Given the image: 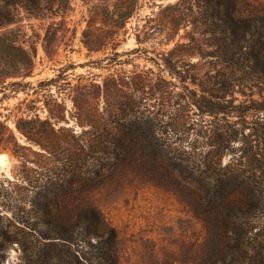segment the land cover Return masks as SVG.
Returning <instances> with one entry per match:
<instances>
[{
	"label": "rangeland",
	"instance_id": "rangeland-1",
	"mask_svg": "<svg viewBox=\"0 0 264 264\" xmlns=\"http://www.w3.org/2000/svg\"><path fill=\"white\" fill-rule=\"evenodd\" d=\"M40 5L47 8L40 19L19 10V23L0 29L16 31L18 41L36 52L31 76L16 80L28 85L0 93V264H66L72 255L82 264H201L220 253L233 258L232 251L221 249L216 229L204 227L190 213V188L180 179L159 176L150 182L128 175L90 192L70 184L77 176L78 146L87 153L84 136H79L88 129V123H77L72 97L77 84L107 79L126 84L133 107L161 121L163 136L176 140L172 147L188 152L194 139L190 128L199 127H191L197 120L194 108L178 98L183 83L177 75L186 76L187 86L195 90L191 78L210 90L223 85L237 104L244 99L240 92L256 80L248 49L208 33L204 22L210 12L199 0H40ZM114 6L121 12L112 20L123 12L131 17L124 29L111 32L106 10ZM251 6L264 9V0H241L239 10L246 15ZM166 62L174 66L173 75ZM50 114L62 120L45 134L40 127L44 149L28 142L15 126L19 118L35 116L52 123ZM217 119L204 118L205 127L225 122ZM225 119L231 123L238 118ZM203 143L200 138L196 147ZM236 146L224 153L222 167L232 162ZM89 164L85 157L83 167ZM47 203L49 218L43 213ZM89 204L114 231L112 246L76 234L77 208ZM252 226L245 244L252 260L245 257L235 264L264 258L262 223ZM40 233L55 239H41ZM47 254L57 258L48 261Z\"/></svg>",
	"mask_w": 264,
	"mask_h": 264
},
{
	"label": "trees",
	"instance_id": "trees-1",
	"mask_svg": "<svg viewBox=\"0 0 264 264\" xmlns=\"http://www.w3.org/2000/svg\"><path fill=\"white\" fill-rule=\"evenodd\" d=\"M199 1L210 12L204 22L208 33L220 36L219 42L225 40L239 50L248 49L249 68L256 80L247 88V92H240L244 99L236 104L237 99L233 94L228 98L225 86L210 90L201 83L196 84L193 78L189 83L198 90L192 89L186 84V76L177 75L183 83V93L178 98L194 108L197 120L191 122V127H199L198 130L190 128V136H194V139L187 144V152L177 146L172 147L176 140L168 135L163 136L161 121L151 116V113L145 114V109L133 107L130 93L125 91L128 89L126 84L113 79L104 80L102 84H77L72 102L77 123H88V129L79 136H84L82 141L87 146V153L81 151L82 146H78L77 176L69 183L90 192L106 182L128 175L148 177L150 182L159 176L180 179L190 188L186 202L190 213L198 216L204 227L208 225L216 229L215 236L222 250L234 253L233 258L220 253L219 257L206 259L201 264H235L245 257L252 260L245 247L252 225L262 223L264 231V9L252 5V10L245 15L239 10L241 0ZM46 9L41 7L40 0H0V29L18 24L19 10L29 17L40 19V12ZM119 12V6L106 10L110 31L124 29L131 17L128 12H123L117 15L116 20H112L110 16ZM14 32H0L1 94L28 85L22 81L31 76L34 67L35 50L25 48ZM85 45L90 50V44ZM165 67L173 75L174 66L166 62ZM232 116L238 119L226 122L225 118ZM218 117L225 122L205 127L204 118ZM247 117L252 119L246 121ZM49 118L54 122L50 123L49 119L40 121L38 116L19 118L15 126L28 142L44 149L46 147L40 136V127L45 134L62 120L59 115L50 114ZM202 128L206 130L201 132ZM200 138H204V143L198 148L196 145ZM235 144L232 162L222 167V156ZM204 149L206 152L203 153ZM85 157L90 161L88 168L82 165ZM47 204L43 205V213L49 218L51 208ZM53 204L52 208L57 207V203ZM77 211L74 218L78 236L95 238L97 242L109 246L114 244L115 233L95 206L89 204L77 208ZM51 223L48 222V226ZM49 230L58 235V229L50 227ZM40 237L55 239L41 233ZM51 258L57 256H45L48 261ZM70 259L66 264H82L73 255ZM253 262L264 264V258L259 255Z\"/></svg>",
	"mask_w": 264,
	"mask_h": 264
}]
</instances>
